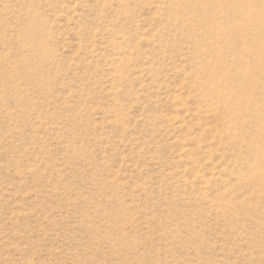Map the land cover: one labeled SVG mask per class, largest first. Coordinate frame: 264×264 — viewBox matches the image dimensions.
<instances>
[{
	"label": "rangeland",
	"instance_id": "obj_1",
	"mask_svg": "<svg viewBox=\"0 0 264 264\" xmlns=\"http://www.w3.org/2000/svg\"><path fill=\"white\" fill-rule=\"evenodd\" d=\"M238 3L0 0V264H264V0Z\"/></svg>",
	"mask_w": 264,
	"mask_h": 264
},
{
	"label": "bare ground",
	"instance_id": "obj_2",
	"mask_svg": "<svg viewBox=\"0 0 264 264\" xmlns=\"http://www.w3.org/2000/svg\"><path fill=\"white\" fill-rule=\"evenodd\" d=\"M235 2L236 3V1H238L239 3L241 2L242 3V1L241 0H232V2ZM251 1V0H250ZM228 2V1H227ZM231 2V1H230ZM238 3V4H239ZM237 4V5H238ZM240 5V4H239ZM245 6V5H244ZM260 9L261 8H259V11H260ZM262 10V9H261ZM263 11V10H262ZM247 15H249V14H247ZM261 15V14H260ZM259 15V16H260ZM251 16V15H250ZM264 17V16H263ZM249 19V18H248ZM261 22V21H260ZM259 22V23H260ZM258 23V24H259ZM262 23V22H261ZM257 25V24H256ZM260 25V24H259ZM258 26V25H257ZM256 26V27H257ZM260 28H261V26H260ZM259 28V29H260ZM210 32L209 33H213V29L212 30H209ZM258 50V48L257 49H255V48H253V46H252V48H248L245 52H247V53H251L252 51H254V52H256ZM215 53H217V54H219V53H221V52H219V50L218 51H215ZM260 54V53H259ZM237 57V56H236ZM261 61V60H260ZM244 65V64H243ZM241 73L243 76H245L246 77V82H247V84L248 85H251L252 86V84H253V78H249V76H251V69L248 67V65H244V66H240V68L238 69V70H229V74H232V73ZM240 74V75H241ZM264 74V73H263ZM217 80V79H216ZM256 80H258V79H256ZM212 82H213V80H212ZM256 83V82H255ZM263 83V82H262ZM217 84L218 85H225L224 84V82L223 81H221V80H218L217 81ZM262 88L264 87V85L263 86H261ZM213 88V84H212V86H211V88H210V90H209V92L210 91H212L211 89ZM264 89V88H263ZM230 96H228V98H227V102H226V106H229V105H233V104H235L236 106H238L239 107V109H240V111L243 113V115H245V113H247L249 110H250V107L251 106H248L247 105V99H244L242 96H240V95H237V94H235L234 96H232L231 98H229ZM256 100H254V102H255ZM254 104V103H253ZM252 104V105H253ZM256 104V103H255Z\"/></svg>",
	"mask_w": 264,
	"mask_h": 264
}]
</instances>
